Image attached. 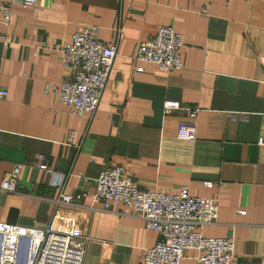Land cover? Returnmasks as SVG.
<instances>
[{"label": "crops", "instance_id": "1", "mask_svg": "<svg viewBox=\"0 0 264 264\" xmlns=\"http://www.w3.org/2000/svg\"><path fill=\"white\" fill-rule=\"evenodd\" d=\"M10 11L7 25L0 11V181L21 171L16 192L0 190V221L88 236L83 264H143L158 234L92 197L103 169L122 166L139 189L216 198L217 220L199 232L234 237L230 264H264V0H37ZM86 25L116 51L91 119L53 92L61 48ZM159 25L183 37L179 71L135 58ZM170 99L181 108L166 110ZM182 121L195 123L193 139L177 138ZM60 187L88 194L56 204ZM195 255L180 264H201Z\"/></svg>", "mask_w": 264, "mask_h": 264}, {"label": "built area", "instance_id": "2", "mask_svg": "<svg viewBox=\"0 0 264 264\" xmlns=\"http://www.w3.org/2000/svg\"><path fill=\"white\" fill-rule=\"evenodd\" d=\"M17 2L34 7L37 0H9L0 5L3 24L11 18L10 6ZM204 12L205 10L202 9ZM98 27L86 25L71 36V41L62 46L63 74L54 86L58 100L67 105L78 117L91 119L96 111L109 72L116 56L115 45L105 44L97 37ZM183 37L170 25H159L153 36L140 43L135 58L141 63L155 64L162 71H179L183 59L179 49ZM140 65L136 71H142ZM7 90L0 88V99ZM164 108L172 111L181 108L177 100H165ZM194 118L198 109L185 107ZM196 125L192 121L180 122L176 136L193 139ZM70 131L69 139L72 140ZM263 143L262 136L258 139ZM41 157V156H40ZM46 169L45 165L39 166ZM21 165H14L1 179L0 190L6 193L17 191ZM210 187L212 182L204 181ZM88 191L74 193L60 187L54 203L78 205ZM94 201L110 209L124 204L141 217L147 229L155 231L159 239L143 250V264H180L186 251H196L195 259L201 264H230L234 255V237H205L199 228L215 223L218 201L213 197L190 194L186 188L169 193L137 188L122 166L103 169L95 179ZM89 237L58 232L51 229H36L0 221V264H83Z\"/></svg>", "mask_w": 264, "mask_h": 264}]
</instances>
